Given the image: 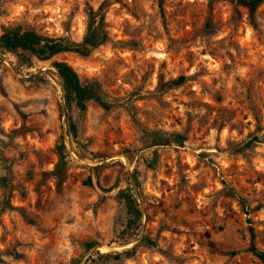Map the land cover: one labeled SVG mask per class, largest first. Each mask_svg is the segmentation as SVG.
<instances>
[{
    "label": "rangeland",
    "instance_id": "1",
    "mask_svg": "<svg viewBox=\"0 0 264 264\" xmlns=\"http://www.w3.org/2000/svg\"><path fill=\"white\" fill-rule=\"evenodd\" d=\"M102 1L0 0V35L23 26L79 42L87 8ZM107 20L116 44L89 58L63 53L29 69L0 51V179L13 186L0 252L21 255L5 264H75L87 241L120 250L145 238L156 247L140 246L131 259L97 249L88 259L103 256L90 264H260L246 248L253 229L264 251V5L256 29L245 9L209 0H121ZM55 61L71 65L83 84L99 82L120 105L89 103L81 114L64 104ZM179 77L187 78L182 86L166 88ZM63 106L77 159L66 148L58 178ZM136 121L184 131L188 142L161 149L149 168L153 150L144 149ZM224 180L246 197L247 210ZM123 190L142 207L138 230L126 228Z\"/></svg>",
    "mask_w": 264,
    "mask_h": 264
},
{
    "label": "trees",
    "instance_id": "2",
    "mask_svg": "<svg viewBox=\"0 0 264 264\" xmlns=\"http://www.w3.org/2000/svg\"><path fill=\"white\" fill-rule=\"evenodd\" d=\"M121 0H103L97 9L88 7L86 10L87 21L83 39L74 41L68 35L58 37L42 35L33 29H27L23 26L13 28H5L0 35V51L2 53H10L18 59L20 66H25L29 69L36 68V63H45L54 59L56 56L63 53H74L82 58H89L96 50L107 46L114 45L116 42L109 28L108 14L114 4ZM211 3L227 2L235 7L243 8L247 11L250 23L253 28L258 27L257 16L258 10L264 5V0H209ZM208 30L212 29L211 25H207ZM67 32V31H66ZM53 66L57 69L62 78L65 87L66 102L69 107H73L81 114H84L89 103H94L105 111H111L116 105H120L118 100L110 101L109 95L97 81H90L83 84L75 69L66 62L55 61ZM186 77L165 84L166 88L173 89L182 86L186 82ZM137 128L141 135V141L145 150H153L154 161L148 163L149 168H154L158 160V153L165 147L184 148L188 142V135L181 130H166L161 128H148L136 121ZM72 136H76L77 129L71 126L69 129ZM259 138L255 137L247 143L244 149H253L259 142ZM58 163L53 172L55 177L60 178L68 167V154L64 142H61L57 147ZM134 179L138 183L137 174H134ZM91 183V182H90ZM223 189L226 194L233 198L238 204L247 210L249 205L246 197L234 186L227 181H222ZM0 186L5 190V198L0 203V218L6 212L7 208L11 207L9 194L13 190V186L9 183L8 177L0 179ZM120 199L125 203L128 221L127 230H138L141 226V212L138 208L135 196L129 193L128 190H123L119 194ZM260 209V208H258ZM136 241L137 239H132ZM133 242V241H131ZM129 242V243H131ZM128 244V242H126ZM126 243H122L126 245ZM97 243L87 241L83 244L85 252H89ZM155 248L156 243L145 238L137 246L123 251L114 252L116 257H125L131 259L137 249L140 247ZM246 252L251 254L260 264H264V251L259 249L256 244V235L254 230H250V239ZM103 256L100 252L90 257L85 264H90L94 256ZM231 255H236L234 252ZM7 257L19 259L20 254L10 256L8 252H0V264H5ZM81 260H77L75 264H80Z\"/></svg>",
    "mask_w": 264,
    "mask_h": 264
},
{
    "label": "water",
    "instance_id": "3",
    "mask_svg": "<svg viewBox=\"0 0 264 264\" xmlns=\"http://www.w3.org/2000/svg\"><path fill=\"white\" fill-rule=\"evenodd\" d=\"M51 68H53L56 72H57V74H58V76H59V78H60V81H61V86H62V90H63V93H64V104H66V94H65V87H64V84H63V82H62V78H61V76L59 75V73H58V71H57V69L54 67V66H52ZM48 68H43V70H47ZM63 116H64V121H63V128H64V144H65V146H66V148L68 149V151H69V153L73 156V158H75V159H77L76 158V156H75V154H74V152H73V150H72V147L70 146V142H69V138H68V134H67V122H66V117H67V112H66V106H63ZM119 157H115V158H112V159H109V160H106L105 162H103L102 164H105V163H109V162H112V161H115V160H117ZM125 160H126V167H127V169H128V173L130 174V163H129V161H128V159L125 157ZM102 164H100V165H102ZM130 178H131V181H132V183L134 184V179L132 178V176L130 175ZM136 198H137V194H136ZM138 199V198H137ZM139 210H140V212H141V219H143L144 218V213H143V210H142V207L139 205ZM143 226V225H142ZM141 242V240L139 239L138 241H137V243H135L133 246H131L130 248H121L120 250H111V249H105V248H101V247H98V246H96V247H94L92 250H90L88 253H87V255L81 260V262H80V264H85L86 263V261H87V259H88V257L95 251V250H97V249H99V250H107V251H110V252H112V253H114V252H123V251H127V250H129V249H131V248H133L134 246H137L139 243Z\"/></svg>",
    "mask_w": 264,
    "mask_h": 264
}]
</instances>
